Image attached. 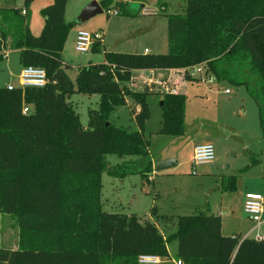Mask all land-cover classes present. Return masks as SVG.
Returning a JSON list of instances; mask_svg holds the SVG:
<instances>
[{
  "label": "trees",
  "instance_id": "16d2710c",
  "mask_svg": "<svg viewBox=\"0 0 264 264\" xmlns=\"http://www.w3.org/2000/svg\"><path fill=\"white\" fill-rule=\"evenodd\" d=\"M66 4L53 0L42 8L39 36L25 21L27 11L0 5L5 22L0 24V59L7 55L8 29L13 28L11 46L19 50L21 65L43 68L48 80L44 87H0V210L14 216L20 230L17 248L0 245V264H140L141 255L170 258L168 243L174 240L181 264H264V237L223 235L219 215H180L176 231L164 237L154 222L135 213L106 211L101 200L105 172L118 178L139 174L150 181L151 138L145 136L150 95H160L158 134L186 133V96L158 92L154 83L132 90L127 83L140 70L185 69L187 79H197L187 69L200 65L206 76L254 86L263 153L250 157L249 166L262 165L264 178V0H186L184 14H167V53L105 51L103 63L79 66L74 80L63 59L72 28L65 21ZM75 93L100 95L87 126L68 101ZM49 100L57 109H48ZM129 100L136 130L109 121ZM109 154L138 159L112 166ZM222 184L233 191L236 177ZM151 213L158 215L155 207Z\"/></svg>",
  "mask_w": 264,
  "mask_h": 264
},
{
  "label": "rangeland",
  "instance_id": "374dc122",
  "mask_svg": "<svg viewBox=\"0 0 264 264\" xmlns=\"http://www.w3.org/2000/svg\"><path fill=\"white\" fill-rule=\"evenodd\" d=\"M33 0L28 6L24 0H0V5L7 9L28 11L25 21L35 36L44 28L41 10L51 4L41 5ZM93 0H67L65 21L72 23V28L63 50L65 63L71 65L67 70L74 80L78 68L89 63L104 62L105 51L164 54L168 52V19L167 14H184L186 0H114L123 3L119 6H102V13L78 21L81 11ZM110 8V10H109ZM115 10L119 12L114 13ZM128 10L131 14H127ZM0 14V24L3 23ZM7 55L0 59V87L12 85L20 87V53L11 46L13 28L8 29ZM78 30L91 33L101 32L103 39L100 45H91L89 50L81 52L76 49L75 38ZM131 84L132 90H142L147 82H155L164 77L170 87L175 86L186 96L185 125L186 133L180 137L158 134L162 121V110L159 105L160 95L154 93L148 97L151 117L145 124V136L151 138L150 151L154 160L172 159L176 163L165 170L152 173L154 180L144 181L139 174H131L121 180L118 177L103 173L101 177V200L104 209L109 212L136 213L141 220H152L167 237L177 228V217L197 212L218 214L223 212L225 232H233L239 237L249 235L254 238L258 231L264 235L263 222L249 233L248 226L253 222L244 211L245 194L249 190L259 191L264 199V178L262 165H250V157H262L263 131L259 114V105L254 97L252 85L236 84L229 80H217L214 76H196L187 79L181 70H140ZM201 78V79H198ZM164 81V80H163ZM158 92L165 87L155 84ZM229 90V92H226ZM99 94L75 93L68 98L80 114L84 126L89 122V110L99 106ZM48 109H57L50 104ZM118 107L109 116V121L117 126L136 130L130 107ZM212 143L215 147V158L210 162L193 165L196 145ZM110 165H123L127 161H136L134 156L119 157L107 155ZM236 177L237 188L233 191L223 189V179ZM120 198V202H116ZM159 213L171 216H153L152 208ZM158 213V212H157ZM248 230V231H247ZM231 236V235H230ZM20 243V230L17 219L0 210V245L15 249ZM170 258H160L154 264H177V241L168 243Z\"/></svg>",
  "mask_w": 264,
  "mask_h": 264
},
{
  "label": "built area",
  "instance_id": "2783aa9c",
  "mask_svg": "<svg viewBox=\"0 0 264 264\" xmlns=\"http://www.w3.org/2000/svg\"><path fill=\"white\" fill-rule=\"evenodd\" d=\"M110 10V9H109ZM23 14H26V11H22ZM115 14L118 13L117 10L114 11ZM103 34L101 32L91 33L86 30H78L75 38L76 49L81 52H86L89 50L90 46L93 45L97 41H102ZM185 69L183 72L185 73ZM188 74L192 77L205 75L204 69L200 66H193L187 69ZM20 87H44L47 83V77L45 70L41 67L36 66H24L20 72ZM154 84H159L165 87L166 92L177 93V90L174 88L167 87L162 79H158L153 82ZM151 84V83H149ZM9 89H13L12 85L7 86ZM226 92H229L227 90ZM29 107L25 106L23 108V112H29ZM215 158V147L212 143H204L199 144L194 148L193 155V165H197L204 162H210ZM244 211L248 215V217L255 223V227L251 230V232L258 228L259 225L263 222V214H264V199L260 193L248 192L245 194L244 200ZM160 260L157 256L152 255H141L139 257L140 264H154L158 263ZM177 264H181L180 261H177Z\"/></svg>",
  "mask_w": 264,
  "mask_h": 264
},
{
  "label": "crops",
  "instance_id": "0c3cea01",
  "mask_svg": "<svg viewBox=\"0 0 264 264\" xmlns=\"http://www.w3.org/2000/svg\"><path fill=\"white\" fill-rule=\"evenodd\" d=\"M51 1L50 0H45V1H41V5H47V4H49ZM27 14H28V11H27ZM26 14V15H27ZM30 27V26H29ZM31 29V28H30ZM144 53H150V51H149V49L148 48H145V52ZM22 68H23V66L21 67V70H22ZM20 70V71H21ZM151 72H153V71H155V70H150ZM169 71H171V70H169ZM181 71H183V70H181ZM137 74V73H136ZM135 79H136V77L134 76V78H133V80H131V81H129L128 83H127V85L131 88V84L130 83H133L134 81H135ZM159 79H162V80H164V82H166V83H168L169 81L165 78L164 79V77H161V78H159ZM150 83H153V82H150ZM147 84H149V82H147ZM171 88H174V89H176L177 90V93H179L180 91H179V89L177 88V87H175V86H171ZM132 89V88H131ZM157 89V87L155 88V90ZM181 93V92H180ZM127 106H129V101H127V104H126ZM130 109H131V107H130ZM117 111V110H116ZM115 111V112H116ZM147 123V122H146ZM161 125V124H160ZM146 126V125H145ZM197 146V145H196ZM195 146V147H196ZM152 161H153V168H154V170H153V172L155 173V171H156V168H155V165L157 164V163H159L158 161H160V160H154V158L152 157ZM176 162H174L173 163V165L175 164ZM126 177H124V178H120L121 180H123V179H125ZM154 180V178H152V177H150V180ZM248 192H253V193H260L259 191H253V190H249V191H247V193ZM116 202H119L120 204H121V202H120V198L119 199H117V201ZM156 208V207H155ZM156 211L158 212V215H164V214H161V213H159V211H158V209L156 208ZM130 213H133V212H130ZM130 213H128V214H130ZM136 214V213H135ZM206 214H209V213H206ZM213 214V213H212ZM215 215H219L220 217H221V221H222V229H221V232H222V234L223 235H236L234 232L232 233V234H230L231 232H225V223H224V214H223V212H220V213H218V214H215ZM139 216V215H138ZM140 217V216H139ZM250 219V218H249ZM251 220V219H250ZM150 221H152V220H150ZM153 222V221H152ZM251 222H253V221H251ZM255 227V223L253 222V224H252V226H248V229H249V233L251 232V230L253 229ZM260 227H258V229H259ZM256 229V228H255ZM176 231V229L173 231V232H175ZM248 231V230H247ZM246 237H249V235H247V236H245L244 238H246ZM262 237H264V235H261L258 231L256 232V234H255V237L254 238H262ZM243 237L241 238L240 237V239L242 240V239H244ZM175 241V240H174ZM177 241V240H176ZM169 254H170V252H169Z\"/></svg>",
  "mask_w": 264,
  "mask_h": 264
},
{
  "label": "water",
  "instance_id": "95a60500",
  "mask_svg": "<svg viewBox=\"0 0 264 264\" xmlns=\"http://www.w3.org/2000/svg\"><path fill=\"white\" fill-rule=\"evenodd\" d=\"M103 9L97 0L91 1L80 13L78 21H85L98 13H102ZM172 159L163 160L155 165L156 170H165L173 166Z\"/></svg>",
  "mask_w": 264,
  "mask_h": 264
}]
</instances>
